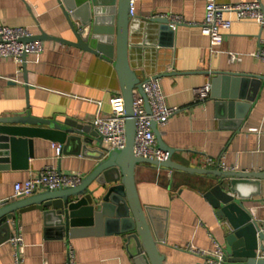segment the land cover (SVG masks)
<instances>
[{"label": "crops", "instance_id": "obj_1", "mask_svg": "<svg viewBox=\"0 0 264 264\" xmlns=\"http://www.w3.org/2000/svg\"><path fill=\"white\" fill-rule=\"evenodd\" d=\"M205 11L206 0H135L134 17L147 21L176 14L185 20L173 29L171 47L142 46L135 71L141 80L159 76L166 103L180 108L166 125L158 127L163 142L174 150V162L203 168L209 155L229 170L264 171V80L250 107H246L247 98L225 100L210 95L196 101L193 92L195 87L211 83L218 72L264 76V60L254 56L264 44V27L252 20H235L222 41L212 44L201 31ZM227 15L235 17L234 13ZM0 24L26 27L34 35L45 32L76 40L59 0H0ZM41 41L42 52L27 54L21 66L10 58H0V117L29 112L36 118L91 125L98 112L107 116L111 96L123 91L113 62L51 38ZM232 54L240 59L234 60ZM254 89L255 84H246L244 96ZM237 102L240 105L231 104ZM93 130L92 126L90 133ZM87 136L96 150L100 146L97 136ZM34 140L28 168L0 169V201L15 200V183L46 165L86 176L98 162L94 155L75 153L74 145L57 157L53 141ZM135 178L141 204L152 208V228L160 239L164 264H203L202 257L187 249L189 245L210 252L218 246L225 249L228 228L205 197L216 182L213 178L147 162L136 165ZM261 182V194L247 206L264 204V179ZM256 214L264 223V206ZM10 225V237L0 242V264H19L16 251L20 264H68L71 257L72 264H141L125 235L118 232L59 237L60 232L47 225L38 209L20 214ZM18 233L23 243L17 248L12 238Z\"/></svg>", "mask_w": 264, "mask_h": 264}, {"label": "water", "instance_id": "obj_2", "mask_svg": "<svg viewBox=\"0 0 264 264\" xmlns=\"http://www.w3.org/2000/svg\"><path fill=\"white\" fill-rule=\"evenodd\" d=\"M68 18L76 40L50 36L45 32L27 40L51 38L90 51L113 62L120 77L125 100L127 143L122 149L108 150L92 124L74 120L36 118L29 112L0 117V169L28 168L33 156L35 138L59 142L63 152L74 145L75 153L94 155L98 162L76 186L36 191L27 197H18L0 206V242L10 237V221L20 214L38 209L43 212L48 226H54L68 238L85 234L118 232L124 234L127 245L133 247L135 260L141 264H164L158 240L152 228V208L144 207L139 199L135 168L142 162L160 165L172 170L204 173L215 184L205 197L218 209L222 222L228 228L224 249L226 264H264L263 222L253 219L247 202L261 194L264 171L193 168L174 162L173 149L167 146L153 122L159 147L168 153L159 162L139 157L134 152L136 123L133 98L139 91L144 98L143 80L135 71L136 58L144 45L171 47L173 28L167 17L143 20L130 14L131 0H59ZM151 40L148 41V38ZM26 54L23 56L24 63ZM264 76L218 72L211 81V96L240 100L247 98L250 107L258 95ZM255 84L252 94L245 97L246 84ZM223 87H222V86ZM223 93V94H222ZM240 105L239 102L231 103ZM146 107L149 105L146 102ZM95 134L100 146L92 150ZM99 136V137H98Z\"/></svg>", "mask_w": 264, "mask_h": 264}, {"label": "built area", "instance_id": "obj_3", "mask_svg": "<svg viewBox=\"0 0 264 264\" xmlns=\"http://www.w3.org/2000/svg\"><path fill=\"white\" fill-rule=\"evenodd\" d=\"M135 0H131L130 14L134 16ZM234 13L231 18L227 14ZM171 28L175 29L177 25L185 23L181 15L170 14L168 16ZM235 20H252L264 27V6L261 0H240L234 3L221 2L220 0H206V11L201 31L209 36L212 44H218L223 39V34L229 30ZM32 34L26 27H11L0 24V58H10L21 66L24 63L23 56L29 53L39 55L43 50L41 40H27ZM254 56L264 60V44L254 52ZM234 60L240 57L232 54ZM144 96L137 90L134 93L133 107L136 123L134 152L137 156L163 162L168 153L159 147L153 122L157 125H166L170 118L180 111L177 106H169L161 89L160 77L150 75L142 82ZM196 101H203L210 96L211 83L207 82L203 86L193 89ZM146 102L149 109L146 107ZM101 105V103H100ZM111 111L107 116L97 113L92 126L98 132L104 147L108 150L122 149L127 143L126 110L125 100L122 94H113L110 98ZM57 157L63 153V145L59 142L53 143ZM203 168H219L229 170L224 166L220 159L206 155L203 161ZM85 178L78 171L68 173L61 172L53 165H46L36 174L25 181L15 183L13 198L27 197L35 194L36 191L44 189H57L61 187L76 186ZM7 200L0 201L3 204ZM263 205H248V211L253 219L257 218V208ZM261 229L264 231V223ZM13 243L18 248L23 243L21 233L14 235ZM190 252L203 258V264H226L224 261V248L218 246L215 252H210L202 248L189 245ZM15 260L20 264L19 252H15ZM72 257L68 264H72Z\"/></svg>", "mask_w": 264, "mask_h": 264}]
</instances>
